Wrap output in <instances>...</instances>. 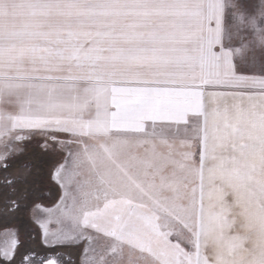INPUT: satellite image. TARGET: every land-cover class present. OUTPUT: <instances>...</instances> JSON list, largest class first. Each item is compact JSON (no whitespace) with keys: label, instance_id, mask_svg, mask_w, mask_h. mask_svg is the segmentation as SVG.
Instances as JSON below:
<instances>
[{"label":"snow or ice","instance_id":"snow-or-ice-1","mask_svg":"<svg viewBox=\"0 0 264 264\" xmlns=\"http://www.w3.org/2000/svg\"><path fill=\"white\" fill-rule=\"evenodd\" d=\"M0 219V264H264V0H0Z\"/></svg>","mask_w":264,"mask_h":264},{"label":"rangeland","instance_id":"rangeland-1","mask_svg":"<svg viewBox=\"0 0 264 264\" xmlns=\"http://www.w3.org/2000/svg\"><path fill=\"white\" fill-rule=\"evenodd\" d=\"M57 196H58V188L54 183L46 182L44 185V192H43V199L42 203L46 207H53L54 204L57 202ZM26 219H31V215L28 214L26 216ZM6 221L0 219V226L3 225ZM35 227V225H33Z\"/></svg>","mask_w":264,"mask_h":264}]
</instances>
